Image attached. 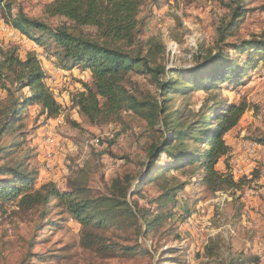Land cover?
<instances>
[{"label": "trees", "instance_id": "16d2710c", "mask_svg": "<svg viewBox=\"0 0 264 264\" xmlns=\"http://www.w3.org/2000/svg\"><path fill=\"white\" fill-rule=\"evenodd\" d=\"M156 1L52 0L46 13L65 20L52 26L20 11L12 15L7 0H0L4 22L42 48L55 68L65 74L75 68L89 73V81L80 82L81 91L73 95L72 105L90 125L116 123L123 113L145 123L149 143L140 173L117 174L100 193L89 183L90 170L85 165L68 177L64 188L53 181L32 188L36 172H29L25 161L12 160L22 146L18 139L25 136L21 117L26 109L39 106L42 115L55 118L61 107L45 84L34 51L21 60L16 49L4 52L0 48V88L6 93L0 104V202H15L24 212L39 210L42 219L52 208L58 210L57 215L65 214L80 226L81 248L103 259L152 254L142 249V242L173 217V212L162 210L169 202L175 203L191 179L211 193L239 188L230 175L220 174L215 167L229 152L224 135L237 126L247 104L225 98L215 102L213 93L236 90L259 64L264 69V36L227 41L243 15L244 0L225 3L228 13L215 30V43L193 57L189 66L164 62L166 49L159 37L141 38L145 24L138 19L140 9ZM86 28L94 32L85 33ZM238 54L244 57L239 59ZM135 77H146L155 91L141 90ZM25 89L28 94L22 96ZM198 91L211 95L207 98L211 103L205 101L197 112L183 114L174 104L175 98ZM9 136L11 141L4 144ZM259 143L264 145V139ZM173 172L186 179L180 181ZM147 185H156L159 191L149 202L156 209L139 203ZM213 249V245L207 246L205 255H213ZM165 252L173 254L174 250ZM31 257L26 254V259ZM172 263L180 264L176 258Z\"/></svg>", "mask_w": 264, "mask_h": 264}, {"label": "rangeland", "instance_id": "374dc122", "mask_svg": "<svg viewBox=\"0 0 264 264\" xmlns=\"http://www.w3.org/2000/svg\"><path fill=\"white\" fill-rule=\"evenodd\" d=\"M228 1L145 3L138 15L145 24L141 38L159 37L166 49L164 62L189 66L193 57L204 54L215 43V30L228 13L225 7ZM7 2L12 15L20 11L52 26L65 22L46 13L52 0ZM242 9L243 15L228 42L264 36V0H244ZM84 32L89 34L94 30L86 28ZM0 48L4 52L16 49L21 60L34 51L45 74V84L61 107V114L55 118L42 115L39 106L26 109L21 117L25 136L18 139L22 146L12 160L25 161L26 169L36 172L32 188L49 181L64 188L68 177L86 165L90 170L89 183L102 193L115 175L124 171L136 175L143 170L149 143L145 123L123 113L116 123L93 126L72 105L73 95L81 91L80 82L90 79L87 71L75 68L65 74L55 68L44 50L6 24L1 13ZM230 52L234 56V52ZM238 56L239 59L244 57ZM248 74L244 85L236 90L222 89L213 93L215 102L225 98L247 104V111L237 126L224 135L229 152L215 167L220 174L230 175L239 184L238 189L211 193L191 179L177 194L174 204L169 202L165 209H160L173 212V217L164 220L142 242V249L153 253L140 252L124 259H103L82 249L80 226L65 214L57 215L56 209L52 208L42 219L39 210L24 212L15 202H0V264H174L172 258L180 264H264V145L259 143L264 139V69L259 64ZM135 78L144 92L155 91L146 77ZM26 94L27 89L22 96ZM210 96L198 91L191 96L176 97L174 104L186 115L197 112ZM5 100V90L0 88V104ZM10 141L9 136L4 144ZM173 173L180 181L186 179ZM158 193L156 185H147L139 203L156 209V204L149 202ZM187 211L191 212L189 217L185 216ZM212 239L215 242L211 244L213 255L207 257L205 249L211 246ZM172 249L173 254L165 252ZM27 253L32 254L30 259H26ZM39 257L44 261L36 259Z\"/></svg>", "mask_w": 264, "mask_h": 264}, {"label": "built area", "instance_id": "2783aa9c", "mask_svg": "<svg viewBox=\"0 0 264 264\" xmlns=\"http://www.w3.org/2000/svg\"><path fill=\"white\" fill-rule=\"evenodd\" d=\"M47 143H50L51 144L52 142H47Z\"/></svg>", "mask_w": 264, "mask_h": 264}]
</instances>
